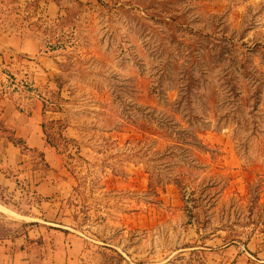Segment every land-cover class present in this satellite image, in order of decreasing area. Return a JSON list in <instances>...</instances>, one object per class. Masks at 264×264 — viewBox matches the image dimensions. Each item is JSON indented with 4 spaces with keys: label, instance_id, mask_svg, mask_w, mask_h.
I'll return each instance as SVG.
<instances>
[{
    "label": "rangeland",
    "instance_id": "rangeland-1",
    "mask_svg": "<svg viewBox=\"0 0 264 264\" xmlns=\"http://www.w3.org/2000/svg\"><path fill=\"white\" fill-rule=\"evenodd\" d=\"M56 3L42 23L9 0L0 8L41 36L53 62L42 87L0 70L15 79L5 88L4 76L0 93L42 101L61 161L53 177L73 184L56 212L38 210L34 186L50 169L24 153L23 197L0 185V205L17 214L0 212V234L45 216L83 236L82 264H200L191 248L204 242H240L264 259V0Z\"/></svg>",
    "mask_w": 264,
    "mask_h": 264
},
{
    "label": "crops",
    "instance_id": "crops-1",
    "mask_svg": "<svg viewBox=\"0 0 264 264\" xmlns=\"http://www.w3.org/2000/svg\"><path fill=\"white\" fill-rule=\"evenodd\" d=\"M8 0H0V8L6 7ZM19 11L18 17H31L36 23L51 21L58 16L59 6L56 0H9ZM53 69V62L44 49L41 36L32 30L27 23L16 27L13 21L2 17L0 9V70L27 72L37 87L48 83ZM4 76L0 73V83ZM21 100L15 95L0 93V185L7 196L20 199L22 193L16 188L19 168L25 167L26 154L7 139L2 127L11 130L12 134L24 141L31 149L42 152L44 163L49 166L48 172L34 186L38 197V210L52 209L63 185L71 187L73 181L67 177H53L54 168L61 166V161L53 147L49 145L42 130V101L31 95ZM210 142H227L225 135H212ZM227 146V147H226ZM230 166H236V157L229 144L224 146ZM50 172H52L50 174ZM66 176V175H65ZM58 179V180H57ZM6 208V207H5ZM43 210V209H42ZM45 210V209H44ZM12 212V211H11ZM15 214V213H14ZM42 214V213H40ZM17 216V214H15ZM27 218V217H23ZM23 230L17 234H0V264H82L85 246L83 236L66 224L53 221L52 218L36 217L28 219ZM63 222V221H62ZM201 244V241H198ZM193 245V254L200 264H259L264 262L260 254H253L248 245L237 242L225 245Z\"/></svg>",
    "mask_w": 264,
    "mask_h": 264
},
{
    "label": "trees",
    "instance_id": "trees-1",
    "mask_svg": "<svg viewBox=\"0 0 264 264\" xmlns=\"http://www.w3.org/2000/svg\"><path fill=\"white\" fill-rule=\"evenodd\" d=\"M41 126H42L43 133H45V130H44V126H43V124H41ZM7 139H8L10 142H12L14 146H17V147L20 149V151H21L22 153H26L27 151H28V152L36 151V152H38V153L40 154V156L43 158V154H42V152H40V151H38V150H35V149L28 148V147L24 144V141H23L22 139L15 137L13 134H11V136H7ZM46 141H47V140H46ZM42 160H44V159H42ZM172 181H173L174 183H176L177 185H180L179 182H181V181H179V180L176 179V178H174Z\"/></svg>",
    "mask_w": 264,
    "mask_h": 264
},
{
    "label": "built area",
    "instance_id": "built-area-1",
    "mask_svg": "<svg viewBox=\"0 0 264 264\" xmlns=\"http://www.w3.org/2000/svg\"><path fill=\"white\" fill-rule=\"evenodd\" d=\"M4 76H5V81H6V83H4V87L8 88L10 86V84H12L13 81H15V79L12 75H10V73H4ZM4 92H6L5 89H4Z\"/></svg>",
    "mask_w": 264,
    "mask_h": 264
},
{
    "label": "bare ground",
    "instance_id": "bare-ground-1",
    "mask_svg": "<svg viewBox=\"0 0 264 264\" xmlns=\"http://www.w3.org/2000/svg\"><path fill=\"white\" fill-rule=\"evenodd\" d=\"M0 212L8 214V215L16 216L13 212L9 211L7 208H5V207H3L1 205H0Z\"/></svg>",
    "mask_w": 264,
    "mask_h": 264
}]
</instances>
